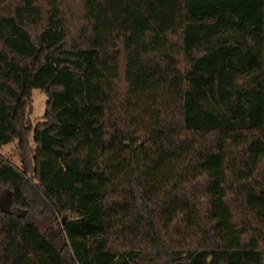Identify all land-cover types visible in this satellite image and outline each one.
<instances>
[{
  "label": "trees",
  "instance_id": "1",
  "mask_svg": "<svg viewBox=\"0 0 264 264\" xmlns=\"http://www.w3.org/2000/svg\"><path fill=\"white\" fill-rule=\"evenodd\" d=\"M10 143L0 264H264V0H0Z\"/></svg>",
  "mask_w": 264,
  "mask_h": 264
},
{
  "label": "rangeland",
  "instance_id": "2",
  "mask_svg": "<svg viewBox=\"0 0 264 264\" xmlns=\"http://www.w3.org/2000/svg\"><path fill=\"white\" fill-rule=\"evenodd\" d=\"M32 100V110L29 114V121L32 128L35 127L37 122L43 121V115L45 113L46 103L48 101V97L44 92L39 89H33L31 93ZM31 146L34 147L32 135L30 136ZM0 155L3 158L12 161L16 166H20V160L17 156L16 151V143H10L0 147ZM10 203V194L9 191L0 188V209L7 210ZM43 229H46V225L43 224Z\"/></svg>",
  "mask_w": 264,
  "mask_h": 264
}]
</instances>
